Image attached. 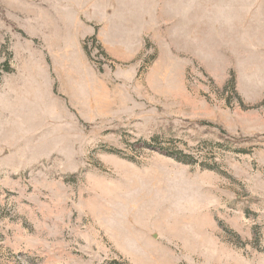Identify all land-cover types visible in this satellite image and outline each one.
<instances>
[{"label":"rangeland","instance_id":"374dc122","mask_svg":"<svg viewBox=\"0 0 264 264\" xmlns=\"http://www.w3.org/2000/svg\"><path fill=\"white\" fill-rule=\"evenodd\" d=\"M0 264H264V0H0Z\"/></svg>","mask_w":264,"mask_h":264},{"label":"trees","instance_id":"16d2710c","mask_svg":"<svg viewBox=\"0 0 264 264\" xmlns=\"http://www.w3.org/2000/svg\"><path fill=\"white\" fill-rule=\"evenodd\" d=\"M94 40H95V38H94ZM85 50L87 51V48L85 47ZM6 70L9 72L10 71V69L7 67L6 68ZM233 82H231V84H232ZM233 86V85H232ZM177 160L179 161V162H183V163H187V162H185L184 160H182V159H180V158H177Z\"/></svg>","mask_w":264,"mask_h":264}]
</instances>
